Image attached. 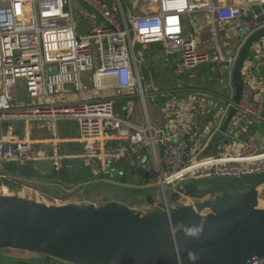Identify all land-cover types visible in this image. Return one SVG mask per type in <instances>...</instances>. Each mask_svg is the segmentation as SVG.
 Returning <instances> with one entry per match:
<instances>
[{"label": "built area", "instance_id": "1", "mask_svg": "<svg viewBox=\"0 0 264 264\" xmlns=\"http://www.w3.org/2000/svg\"><path fill=\"white\" fill-rule=\"evenodd\" d=\"M75 1L83 12L86 6L95 11L91 13L96 19L94 28L85 34L78 32ZM256 4L264 6V0L238 3L223 0H0V75L3 78L0 125H8L0 135V194H11L16 188L27 189L35 196L39 192L30 185L35 178L7 169L9 164L23 166L34 160L29 142L13 128V122L21 121L78 122L79 140L86 157L91 168L98 169L100 174L107 169L106 158H116L119 153L112 143L127 136L130 147L140 158L128 171L143 176L147 184L152 183L150 177L156 176V184L164 196L168 185L177 183L172 187L174 191L199 177V172L200 177L225 178L264 171V146L256 140H246L231 154L194 160L185 136L172 142L148 119L143 125L134 124L127 116L115 113L111 98L58 99L69 85L77 92L82 91L84 75L93 72L89 77L98 90L134 89L144 101L140 71L144 56L136 49L138 44L162 43L168 54L180 53L184 65L195 68L208 62L210 57L198 49L194 31L192 36L186 34L185 25L186 22L192 24V15L204 11L214 26L216 22L234 23L250 35L264 27V17H261L264 11L255 12L252 7ZM213 33L217 34L215 27ZM231 63V58L219 55L220 75L228 72ZM51 68L55 72H50ZM20 84L26 86L30 103H14L11 89ZM233 107L237 117L259 119L262 116V106L255 101L253 87L245 80L241 98ZM54 169L61 173L60 165ZM97 173H93V177ZM64 184L67 194L73 193L78 183ZM39 193L43 198L50 197ZM52 198L59 200L56 194ZM181 198L194 202L188 197ZM246 264H264V257Z\"/></svg>", "mask_w": 264, "mask_h": 264}, {"label": "water", "instance_id": "2", "mask_svg": "<svg viewBox=\"0 0 264 264\" xmlns=\"http://www.w3.org/2000/svg\"><path fill=\"white\" fill-rule=\"evenodd\" d=\"M262 38L264 27L248 36L241 48L233 69L235 104L241 98L244 63ZM235 114L232 107L223 131ZM7 169L67 184L93 177L88 164H72L66 173L45 172L31 159ZM107 171L122 176L118 169ZM200 175L147 212L115 200L54 205L0 194V249L44 254L67 264H246L264 257V208L259 207L264 171L225 178ZM150 180L155 183L157 177ZM181 196L194 202L179 203Z\"/></svg>", "mask_w": 264, "mask_h": 264}, {"label": "crops", "instance_id": "3", "mask_svg": "<svg viewBox=\"0 0 264 264\" xmlns=\"http://www.w3.org/2000/svg\"><path fill=\"white\" fill-rule=\"evenodd\" d=\"M223 1L238 3L242 0ZM253 6V10L257 13L264 11V6L259 4ZM214 27L217 31L216 35L213 33ZM185 29L187 35L192 36V32H195L193 37L198 43V49L207 53L210 60L195 68H187L182 61V55L180 53L168 54L162 43L138 44L136 49L141 51L144 56V64L141 65L140 70L143 77L144 101L134 89L125 91L117 88L98 90L94 87L88 74L83 77V90L77 92L69 85L67 91L63 93V99L69 101L68 98L71 97L74 100L90 97L111 98L114 101L115 113L127 116L134 124L143 125L148 119L152 124L160 127L164 131L165 137L172 142L185 136L189 144V154L194 157V160L209 155L222 156L234 153L248 139L256 140L264 146V38L250 50L242 70L245 83H249L253 87L255 101L262 106V116L259 119H254L251 116L237 117L235 114L227 129L223 131L222 126L230 109L235 104L233 100L236 87L233 82V69L246 38L251 34L249 35L234 23L216 22L214 26L204 11L194 13L192 24L186 22ZM219 55L232 59L225 75H220L217 70ZM147 96L150 97L155 108L152 115L147 106ZM61 97L62 95H59L58 99L63 100ZM52 124L48 129L43 125L33 127L36 133H33L30 126H27L24 132L25 139L31 146L35 162L51 160L53 169L57 164L61 166V173H66L72 164L90 165L84 145L79 140L78 122H64L63 126L57 122ZM3 133V130L0 129V135ZM212 143L214 146L208 150ZM73 145H76L78 149L65 151V146ZM112 145L118 149L119 153L116 154V158H106L107 169L115 167L122 172V176L115 177L108 173L107 169L102 175L124 182H129V177L134 175L137 180L141 179V183H145L143 176L128 171V167L135 166L140 159L130 147L128 137H121ZM41 170L44 171L42 168ZM92 170L93 173L98 171L95 168ZM84 183L83 181L77 185ZM120 190L124 193L128 191L123 188ZM131 192L136 193L135 197L132 195L133 193L127 192L128 199L110 197L98 203L94 199L84 201L83 197L86 196L83 194L79 195L81 201L72 202L103 205L115 200L147 212L163 201L136 199V195L143 193L137 190Z\"/></svg>", "mask_w": 264, "mask_h": 264}, {"label": "rangeland", "instance_id": "4", "mask_svg": "<svg viewBox=\"0 0 264 264\" xmlns=\"http://www.w3.org/2000/svg\"><path fill=\"white\" fill-rule=\"evenodd\" d=\"M111 1V0H110ZM74 7V15H75V20L78 24V32L79 34H85L90 31V29L94 28V21L95 15L91 14L92 12L87 11V8H84L81 10V6L79 5L78 2L73 3ZM141 8L144 9L145 7L141 5ZM93 53L94 57H96L95 62L98 64V53L96 49V45L93 44ZM93 72H90V75L92 77ZM89 75V76H90ZM3 78L0 75V83H2ZM75 90V89H74ZM12 95L14 99L15 104H27L31 102V96L29 95L26 86L24 85H19V86H14L12 88ZM62 95V99H63ZM66 97V96H65ZM69 101H75L73 97L68 98ZM147 106L149 108L150 114L152 115L155 108L152 104V100L150 99L149 96H147ZM72 122L74 120H66V121H59L57 123L61 124L63 126L64 122ZM53 122H46V121H30V122H13V128L16 130V132L21 136L22 138H26L25 136V130L27 126H30L33 129V133H36L35 126H44L46 129L48 127H51ZM8 128L7 124H2L0 126V129L5 132ZM47 131V130H45ZM62 147V146H61ZM64 148L66 150H72L76 148V145L73 146H65ZM78 149V147L76 148ZM14 164V163H12ZM36 165L41 169H43L45 172L50 171L53 169V162L51 160H40L39 162H36ZM100 173H97L94 177L88 178L87 181L84 180V184H80L79 186L77 185L73 191V193H67L65 194L63 187H65V184L62 183V181H59L58 179H36L34 183H31L30 185L37 189L39 192H44L48 194L50 197L48 198H43L41 194L38 192V194L35 196V194L30 193L29 190H19V189H12L11 194H16L21 197H26L28 199L32 200H37L39 202H44L47 204H54V205H59V204H64V203H69L72 201H81V197L79 195L85 194L86 197L84 198V201H90L93 200L96 202H101L104 199L110 198V197H116L120 199H128V195L126 194L127 192H131L132 190H137L140 191V193L143 194H138L136 195V199H145V201H153L154 200H164V198L169 199V193L173 191L172 187L175 185H168L166 188L167 195L164 196L162 193V190H160V186H155L157 185L155 183H141V179H136V176L134 175L130 176L128 179L129 182H124L122 180L118 179H113L110 177H106V175H102ZM131 175V174H130ZM83 182V181H82ZM81 183V182H80ZM77 184V183H76ZM153 184V185H152ZM120 188L123 189H128L126 193L124 191H121ZM57 191V194H56ZM87 191V192H86ZM55 192V193H52ZM54 194V195H53ZM57 195L59 200H55L52 198L53 196ZM136 193H133L132 195L134 196ZM59 195V196H58ZM135 197V196H134ZM62 198V199H60ZM89 199V200H88ZM46 200V201H44ZM64 202V203H62ZM179 203H191V200H187L186 198H181ZM259 207L264 208V186L260 188V199H259ZM0 253L15 257L21 260H28L30 262H43L49 258H47L43 254L39 253H31L28 251H23V250H15V249H7V250H0ZM1 260V258H0Z\"/></svg>", "mask_w": 264, "mask_h": 264}, {"label": "trees", "instance_id": "5", "mask_svg": "<svg viewBox=\"0 0 264 264\" xmlns=\"http://www.w3.org/2000/svg\"><path fill=\"white\" fill-rule=\"evenodd\" d=\"M62 183H64V182H62ZM56 194H57V192H56ZM0 250H4V249H0ZM5 250H7V249H5ZM45 256L49 259H47L43 262L35 263V262H30L28 260H21V259L15 258V257L7 256V255L0 253V258H1L0 264H67V263L60 261L58 259H55L51 256H48V255H45Z\"/></svg>", "mask_w": 264, "mask_h": 264}]
</instances>
